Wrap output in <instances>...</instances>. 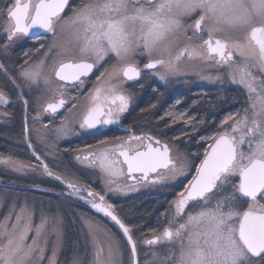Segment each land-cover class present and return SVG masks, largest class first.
I'll return each instance as SVG.
<instances>
[{
    "label": "snow or ice",
    "instance_id": "1",
    "mask_svg": "<svg viewBox=\"0 0 264 264\" xmlns=\"http://www.w3.org/2000/svg\"><path fill=\"white\" fill-rule=\"evenodd\" d=\"M67 4L68 0H9L0 10L5 52L21 37L39 38V30L52 36L38 62L25 60L20 66L19 77L29 88L40 90L35 101L38 115L66 109L64 121L53 129L57 137L67 136L71 124L97 131L120 124L133 102L125 84L138 82L145 71L167 83L186 63L199 64L201 79L221 84L227 80L246 90V107L229 113L209 135L200 137L207 147L196 154L198 164L174 156L173 146L157 136L125 129L127 138L105 137L77 156L99 169L104 188L97 192L67 182L71 194L118 226L130 246L131 264H139L138 242L166 249L152 251V259L144 264H264V0H81L72 15L64 17ZM109 61L114 63L96 77L83 105L78 96L66 98L69 87L79 91L94 69ZM207 69L218 74L203 75ZM69 100L76 103L66 108ZM0 103H9L2 90ZM165 115L172 123L184 121L198 131L194 118L184 112ZM0 163L16 171L27 167L10 157L0 158ZM42 167L53 175L47 164ZM181 177L187 183L170 202V218L162 228L137 239L135 226L126 224L106 199L108 193ZM47 223L42 216L34 225L26 206L5 217L0 222V264L42 259ZM93 246L92 264H119L118 240L97 241L94 236ZM49 264H55V249ZM72 264L82 262L74 256Z\"/></svg>",
    "mask_w": 264,
    "mask_h": 264
},
{
    "label": "flooded vegetation",
    "instance_id": "2",
    "mask_svg": "<svg viewBox=\"0 0 264 264\" xmlns=\"http://www.w3.org/2000/svg\"><path fill=\"white\" fill-rule=\"evenodd\" d=\"M8 4L9 0H0V10L6 9ZM80 4L81 0H68V4L62 15L64 17H70L73 10L78 8ZM4 23L5 18H0V64L4 65V68L0 69V90L8 97L9 103H0V158L10 157L17 162L27 165V167L21 171H16L10 166L0 163V222H3L5 217H8L13 212H19L25 206L32 213L34 225L40 223L42 216L47 218L48 223L45 228V235L41 240V247L44 249L43 258L38 260L34 259L32 263L49 264V258L53 255V250L55 249V264H72V261L63 263L58 261V254L63 249V246H59V243L54 242V236L62 233L66 237H69V240L65 242L64 246H85L84 243L80 242L79 235L81 233L79 225H81L82 216L87 218L93 217L101 222L105 220L110 225L114 223H112L110 218L104 216L103 213H99L93 209L85 200L72 195L71 190L67 187V182H72L86 186L97 192H100L104 188V181L99 174V169L82 163L81 160L77 159V156L85 154L88 151V145L94 146L98 140L104 139L105 137L109 139L114 137L127 138L129 133L125 129H131L137 135L148 133L157 136L162 141L173 146L174 156H181L183 153L193 164H198L199 158L197 157L194 163V156L193 158L190 156V153L193 151L192 134L180 135L179 140H174L166 139L159 132L146 129L143 108L144 93L147 88L166 91V89L172 88V78L175 81L182 80L181 85L185 84L183 87H178L173 93L167 94L172 99V102L177 105V101L181 99L180 96L185 94L199 96L202 99H209L208 96L211 89L190 84L192 77L198 75V69L200 68H193V66L187 63L181 74L169 79L165 83V86L160 81L149 77V72L145 71L142 73V77L138 82L129 81L125 84L126 90L133 96V102L129 106L128 111L122 115L120 124L108 126L103 131L82 130L79 128L78 123L71 124L69 125L71 131L67 136L57 137L53 129L59 127L61 122L64 121L67 115L66 109L60 110L55 115L48 113H40L38 115L39 108L35 101L41 94L40 90L35 87L29 88L19 77L20 66L24 65L25 60H28L29 64L38 62L42 58L43 52L46 51L47 45L52 42V36L50 33H45L41 30L39 38L31 34L21 37L5 52L2 48V45L6 43V36L3 30ZM186 23H192V21L187 20ZM41 44L45 45L44 49L40 48ZM37 49H40V51L37 52ZM26 53L27 55H25ZM137 60H141V58L137 57ZM146 62L147 60L142 61V63ZM47 63L50 64L51 59ZM111 63L113 61L104 63L97 69H94L93 73L85 80L83 87L79 91L69 87L66 98L78 96L80 104L83 105L90 89L96 83V77L100 75L104 68L110 67ZM9 77L14 78L15 83ZM183 78L186 79L183 80ZM225 92H229V96L233 95V106H235V110H240L239 108L237 109L236 103L234 102L235 98L239 96L234 88L224 89L218 92L216 96H220V98L217 97L212 102L217 101L219 105H225L227 102ZM25 101L28 102L27 105ZM72 103H76V101L69 100L66 108H70ZM161 107L159 105V109ZM137 109L138 114H135ZM225 116L223 115V117ZM187 124L184 123V126ZM197 136L201 137L203 135L199 136L196 134L195 137ZM197 139H199L198 144H201L200 146L204 149L205 147L203 145H207V143L200 138ZM42 164H47L48 169L53 173L52 176L44 172ZM56 176H60L62 179H56ZM190 178L191 176L187 179ZM187 179L168 180L155 185L140 184L125 192L108 193L106 199L115 206L117 214L128 225H130L128 218L136 216L135 212L129 210L131 199L138 198L141 207L148 205L149 202L151 204L154 202L151 206L157 207L156 213L158 219L162 218L161 215L165 217L162 226L158 225L160 221L152 224L153 228L159 229L170 218V202L175 198V193L180 191L183 185L187 183ZM5 187L13 189L11 191L3 189ZM67 204L69 205L68 207L78 208L79 210H68ZM121 208L123 213L120 212ZM166 213H169V215L166 216ZM77 219L78 222H76ZM107 224L105 228H107L108 232L112 233V226L107 227ZM139 230L142 233L137 237L133 234L134 239L141 237L142 234L149 233V230L146 228V223H142ZM120 233H122L121 230ZM32 235L34 233L30 234L28 243H31ZM71 240H74V242ZM163 250L164 252L166 251L164 248L155 246L150 249L138 242L137 259H141V264H144L143 260L148 257L152 258L151 254L145 256V252H159ZM129 251V245L121 246L122 259L118 260L119 264H129ZM81 262L82 264H92L93 261Z\"/></svg>",
    "mask_w": 264,
    "mask_h": 264
},
{
    "label": "trees",
    "instance_id": "3",
    "mask_svg": "<svg viewBox=\"0 0 264 264\" xmlns=\"http://www.w3.org/2000/svg\"><path fill=\"white\" fill-rule=\"evenodd\" d=\"M159 91L160 90L157 91L147 88L144 93L145 97L143 99V108L145 113V125L147 130L159 132L161 136L166 139H173V137H179L181 133H187L192 134V141L194 142L196 134L199 136L205 135L210 131L211 127L221 120L223 115L225 116L235 111V106H233L232 100L234 97H232L233 95L229 96V92H225L227 102L225 105L221 106L217 101L214 103L212 102V100L216 99L217 97L220 98V96H216L217 93L213 94L212 90L209 91V99H202V97L199 96H189V94H181L182 96H180L181 99L179 100L181 103H178L179 105H176L172 102V99L168 97V95L165 93V90ZM206 100H208V102H206ZM152 105H155V107H152ZM159 105L162 106L160 109ZM169 111L174 113L184 112L187 114V116L193 117V123L195 124L198 131L193 130L192 124L188 123L186 126H184V123H186L184 121L172 123L171 119L165 115V113ZM135 114H138V109L135 111ZM200 121H203V124H201ZM198 143L195 145L200 146L201 144ZM191 154L196 155V153H190L192 158L193 156ZM195 157L197 158L198 156ZM193 161L195 163L196 159L194 160L193 158ZM3 189H8L11 191L13 188L5 187ZM152 204L149 202L148 205L141 207L138 198L130 200L129 210L135 212L136 216L128 218V221L130 226H135L133 234L136 237L142 233L141 230H139L142 223H146V228L148 230L153 228L152 224L157 223L158 221H160L158 224L159 226L164 224L165 217L161 215L162 218L158 219V215L156 213L157 207L151 206ZM68 206L69 205L67 204L68 210H79L78 208L74 209L73 207L70 208ZM120 212L123 213L122 208L120 209ZM76 222H78V219ZM79 226L81 227V225ZM115 233L118 237L117 232ZM68 240L69 237H67V241ZM71 241L74 242V240ZM80 242L83 243L81 237ZM159 252L163 253L164 250ZM58 256V261L61 263L72 261L74 256H78L81 261H90L92 257V246H63V249L60 250ZM147 259L149 260L150 257ZM138 261L139 264H141V259Z\"/></svg>",
    "mask_w": 264,
    "mask_h": 264
},
{
    "label": "rangeland",
    "instance_id": "4",
    "mask_svg": "<svg viewBox=\"0 0 264 264\" xmlns=\"http://www.w3.org/2000/svg\"><path fill=\"white\" fill-rule=\"evenodd\" d=\"M114 63V61H113ZM193 68H200L198 69L199 73L201 72V66L199 64H197L195 67ZM218 73L216 71H213L211 69H207L203 72V75H212V76H215L217 75ZM257 75H259V73L257 72L256 73ZM149 77L155 79V80H158L160 81V83L165 86V82L164 81H161L159 80V78L155 75H152L150 72L148 73ZM148 77V76H147ZM174 77V76H173ZM172 77H170L169 79H171ZM186 78H183V80H185ZM173 80V81H172ZM172 88H168L166 89L165 93L166 94H169V93H173L174 91H176L175 89L178 88V87H183L185 84H182V80L181 81H178L174 78H172ZM189 82V81H188ZM190 84H193L194 86L196 85H200L201 86H204L206 88H210L212 90V92H215V93H218L222 90H227L229 88H234L236 90V93L239 94V96L237 98H235L234 102L236 103V107L237 109H242L243 107H246V104H245V99H246V90L243 88V86H240V85H236V84H232L230 82H228L227 80L221 84L220 82H215L213 80H207V79H201L200 78V75H196V76H193L192 77V81L190 82ZM234 86H232V85ZM217 99V98H216ZM215 99V100H216ZM238 110H235L233 113H236ZM228 115V114H227ZM224 117H222L223 119ZM221 119V120H222ZM219 120L213 127H211L210 131L208 133H206L205 135L203 136H207L209 135L213 130L216 129V127L219 125L220 121ZM197 138H200V137H195V140L193 142V145H194V149L192 151V153H200L201 151H203V147L201 148V146L199 145H195L197 144L199 141V139ZM204 147H207V145H203ZM182 153V152H180ZM176 154H178V152H176ZM192 155V154H191ZM182 157H185V155L182 153L181 154ZM194 156V158L196 159L195 156L197 155H192ZM189 177V176H188ZM178 179H184L183 177L181 178H178ZM56 211H58L57 208H55ZM101 219V218H99ZM102 220V219H101ZM103 222H101L100 220L98 219H94L93 217L90 218V217H81V233L79 234L80 237L82 238L83 240V243L85 244V246H92V257H91V261H93V252H94V246H93V237L95 236L97 241H105L108 237H112L116 240H118L121 244V246H128L127 244V241H126V238L122 235V233H120V230L118 228V226H116L113 222L112 225L110 224H107L105 220H102ZM83 223V224H82ZM107 224V227H111L113 228L112 230V233L108 232L107 228H105ZM118 234V237L116 235V233ZM45 235V233H44ZM85 239V240H84ZM54 242L55 243H59L60 245L59 246H64L65 242H67V237L66 235L64 234H60V235H57V236H54ZM58 252V251H57ZM148 254H151V252H145V256H147ZM122 255V253H121ZM121 255L118 257V260H121L122 257ZM53 257V255H51V257L49 258V260ZM130 258V260H129ZM152 258H150L149 260H151ZM56 260V259H55ZM148 260V259H147ZM145 260H143V263H144ZM33 262V261H32ZM31 262V264H33ZM119 262V261H118ZM128 263L131 264V257H130V251H129V256H128Z\"/></svg>",
    "mask_w": 264,
    "mask_h": 264
},
{
    "label": "water",
    "instance_id": "5",
    "mask_svg": "<svg viewBox=\"0 0 264 264\" xmlns=\"http://www.w3.org/2000/svg\"><path fill=\"white\" fill-rule=\"evenodd\" d=\"M39 31H41V30H39ZM32 35V34H31ZM122 232V231H121ZM138 260V259H137Z\"/></svg>",
    "mask_w": 264,
    "mask_h": 264
}]
</instances>
